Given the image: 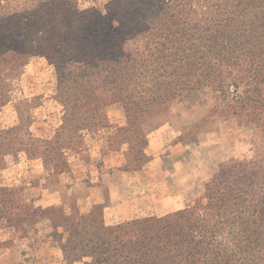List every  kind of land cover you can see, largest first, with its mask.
<instances>
[{"label": "trees", "instance_id": "trees-1", "mask_svg": "<svg viewBox=\"0 0 264 264\" xmlns=\"http://www.w3.org/2000/svg\"><path fill=\"white\" fill-rule=\"evenodd\" d=\"M138 1L142 17L115 19L109 12L105 35L82 38L77 12L71 9V18L66 7L51 24L55 35H34L55 0H0V106L28 56L42 52L56 67L57 97L66 111L50 137L35 135L30 117L1 128L0 164L23 152L64 171L67 150L81 142L72 138L80 114L98 118L118 103L133 117L198 92L213 100L212 114L239 119L264 142V0ZM203 8L216 14L198 17ZM43 220L50 228L44 238L69 263L88 257L85 264H264V153L219 169L182 209L113 226L101 211L42 208L0 186V237L4 229L38 236L34 227Z\"/></svg>", "mask_w": 264, "mask_h": 264}, {"label": "rangeland", "instance_id": "rangeland-1", "mask_svg": "<svg viewBox=\"0 0 264 264\" xmlns=\"http://www.w3.org/2000/svg\"><path fill=\"white\" fill-rule=\"evenodd\" d=\"M55 1L54 11L48 10L50 17L42 19L45 26L34 35H55L50 31L51 24L62 18V13L58 16L57 11L63 7L71 18L77 12L82 38L105 35L109 12H115V19L133 21L146 11L140 10L138 0ZM199 12L198 17L203 19L216 14L214 8ZM58 91L56 67L44 53L33 52L20 75L13 79L9 100L0 106V129L30 117L33 120L30 128L35 135L52 136L66 112L57 97ZM212 103L207 93L198 92L166 106L150 107L133 117H128L118 103L107 106L98 118L94 113H82L78 116L80 128L72 134L73 139L81 142L75 150H67V169L54 172L41 157H30L23 152L7 155L0 164V186L15 188L22 202L42 208L64 207L69 213L72 207L85 215L94 209L101 211L105 225L109 226L177 211L199 197L205 182L219 169L264 153L260 131L232 116L212 114ZM97 121L104 127L83 128L84 123L92 125ZM155 130L165 134L168 144L162 147L150 144L151 132ZM179 139L184 143H176ZM175 170L180 172L173 176L170 172ZM177 177L183 186H177L174 180ZM120 185H124L125 191ZM180 191V208L172 210L176 201L170 196ZM121 197L124 200L119 204L111 201ZM34 228L39 230V237L33 230L26 238L11 230L1 231L0 264H85L90 260L85 257L67 262L52 240L44 238L50 231L48 220Z\"/></svg>", "mask_w": 264, "mask_h": 264}, {"label": "crops", "instance_id": "crops-1", "mask_svg": "<svg viewBox=\"0 0 264 264\" xmlns=\"http://www.w3.org/2000/svg\"><path fill=\"white\" fill-rule=\"evenodd\" d=\"M155 131H157V132H155ZM155 131H152L151 132V134H152V139L151 140H149V142H150V144L152 145V144H155V145H157V146H160V147H162V146H165V144H168V143H166V141H167V139H166V136H165V134H162V132H160V131H158V130H155ZM174 137H176V135H174ZM179 141L180 142H176V143H184V140H181V139H179ZM174 143H175V141H174ZM186 143V142H185ZM179 172H180V170H175V171H173V172H170L173 176H175V175H178L179 174ZM174 180H176L175 182L177 183V186H180V185H184V183H182L181 181H178L179 180V178L177 177L176 179H174ZM186 186V185H185ZM120 189H122V191H125V187H124V185H120ZM187 187V186H186ZM176 193V192H175ZM174 193V195L173 196H170L173 200H175L176 201V203L174 204V205H172L173 206V209L172 210H177V209H179L180 208V206L178 205L179 204V200H180V193H181V191L180 192H177L176 194ZM121 200H124V198L123 197H121L120 199H111V201L113 202V201H115V202H117L118 204L121 202ZM173 203V202H172ZM172 203H170L169 204V206H171V204ZM110 204H107V207L109 206ZM175 205H178V206H176V207H174Z\"/></svg>", "mask_w": 264, "mask_h": 264}]
</instances>
